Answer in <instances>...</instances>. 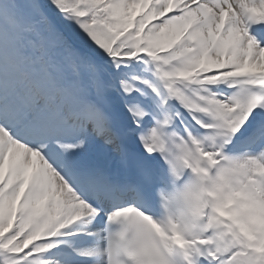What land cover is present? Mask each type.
<instances>
[{"label":"snow or ice","instance_id":"6c2138e0","mask_svg":"<svg viewBox=\"0 0 264 264\" xmlns=\"http://www.w3.org/2000/svg\"><path fill=\"white\" fill-rule=\"evenodd\" d=\"M0 264H264V0H0Z\"/></svg>","mask_w":264,"mask_h":264}]
</instances>
